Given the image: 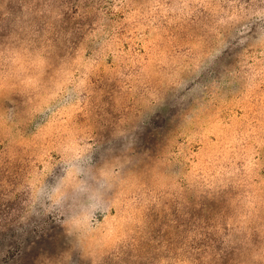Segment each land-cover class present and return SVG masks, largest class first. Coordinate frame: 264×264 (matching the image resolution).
Returning a JSON list of instances; mask_svg holds the SVG:
<instances>
[{"label":"rangeland","instance_id":"374dc122","mask_svg":"<svg viewBox=\"0 0 264 264\" xmlns=\"http://www.w3.org/2000/svg\"><path fill=\"white\" fill-rule=\"evenodd\" d=\"M264 0H0V264H264Z\"/></svg>","mask_w":264,"mask_h":264},{"label":"snow or ice","instance_id":"6c2138e0","mask_svg":"<svg viewBox=\"0 0 264 264\" xmlns=\"http://www.w3.org/2000/svg\"><path fill=\"white\" fill-rule=\"evenodd\" d=\"M262 255H264V254H262Z\"/></svg>","mask_w":264,"mask_h":264}]
</instances>
